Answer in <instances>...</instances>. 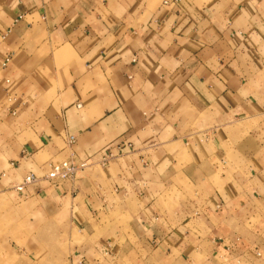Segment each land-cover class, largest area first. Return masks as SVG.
<instances>
[{
	"label": "crops",
	"instance_id": "obj_1",
	"mask_svg": "<svg viewBox=\"0 0 264 264\" xmlns=\"http://www.w3.org/2000/svg\"><path fill=\"white\" fill-rule=\"evenodd\" d=\"M69 159L70 262L264 264V0H0V193Z\"/></svg>",
	"mask_w": 264,
	"mask_h": 264
},
{
	"label": "rangeland",
	"instance_id": "obj_2",
	"mask_svg": "<svg viewBox=\"0 0 264 264\" xmlns=\"http://www.w3.org/2000/svg\"><path fill=\"white\" fill-rule=\"evenodd\" d=\"M5 193H0V264H81L68 259L62 223H45L38 206L13 190Z\"/></svg>",
	"mask_w": 264,
	"mask_h": 264
},
{
	"label": "built area",
	"instance_id": "obj_3",
	"mask_svg": "<svg viewBox=\"0 0 264 264\" xmlns=\"http://www.w3.org/2000/svg\"><path fill=\"white\" fill-rule=\"evenodd\" d=\"M69 143L73 142V138L68 139ZM120 147L116 146L113 149H105L99 158V164L106 166L109 162L119 157ZM90 167L88 161L76 162L72 159L58 163H51L41 175L29 174L18 183L11 186L17 194H22L29 186H39L46 184L54 189L59 188L63 183H73L76 181L79 174L85 172Z\"/></svg>",
	"mask_w": 264,
	"mask_h": 264
}]
</instances>
